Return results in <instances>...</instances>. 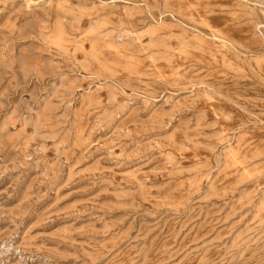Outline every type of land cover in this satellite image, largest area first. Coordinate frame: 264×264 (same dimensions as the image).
Returning <instances> with one entry per match:
<instances>
[{"label": "rangeland", "instance_id": "obj_1", "mask_svg": "<svg viewBox=\"0 0 264 264\" xmlns=\"http://www.w3.org/2000/svg\"><path fill=\"white\" fill-rule=\"evenodd\" d=\"M0 264H264V0H0Z\"/></svg>", "mask_w": 264, "mask_h": 264}]
</instances>
